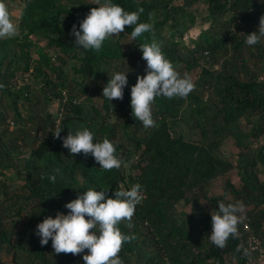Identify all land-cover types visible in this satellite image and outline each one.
Wrapping results in <instances>:
<instances>
[{
    "label": "trees",
    "instance_id": "16d2710c",
    "mask_svg": "<svg viewBox=\"0 0 264 264\" xmlns=\"http://www.w3.org/2000/svg\"><path fill=\"white\" fill-rule=\"evenodd\" d=\"M20 2L18 32L0 38V264H85L87 249L56 254L51 239L41 246L37 225L57 213L69 214L65 205L89 189L114 198L115 191L131 190L136 183L143 199L132 226L127 221L118 225L124 235L135 237L122 246V264H248L241 222L238 235L230 236L223 249L209 237L212 215L223 202L246 208L250 227L264 246V36L254 46L246 44L264 18V0ZM109 3L129 13L142 8L138 23H149L152 30L133 39L135 26H125L98 53L76 45L73 25L79 31L92 8ZM197 19L207 26L186 40ZM123 35L135 41L138 56L140 45L158 43L181 78L197 71L186 98L156 97L155 126L142 135L130 130L142 122L132 115L134 76L127 77L123 96L128 115L119 126L128 146L115 141L118 127L105 120L110 100L102 96L109 72L124 52ZM32 50L38 59L29 71ZM143 65L144 76L146 61ZM100 81L97 107L90 90ZM51 107L63 108L60 138L54 141L47 129L54 121ZM183 120L189 129H199L198 138L177 129ZM80 122L93 134V143L103 135L118 159L131 158L129 168L121 164L103 170L91 154L71 155L63 139L81 131L76 128ZM225 139L237 148L233 161L219 151ZM232 169L237 184L229 176ZM49 176L56 177L54 183ZM218 177L223 180L214 190ZM180 202L190 211L178 209Z\"/></svg>",
    "mask_w": 264,
    "mask_h": 264
},
{
    "label": "clouds",
    "instance_id": "9594fccd",
    "mask_svg": "<svg viewBox=\"0 0 264 264\" xmlns=\"http://www.w3.org/2000/svg\"><path fill=\"white\" fill-rule=\"evenodd\" d=\"M142 12L143 9L139 8L129 13L119 5L110 3L92 8L80 23L79 31L75 25L72 27L75 44L84 50L98 53L105 40L124 32L125 26H135L131 36L136 39L143 33L150 32L153 27L149 23H138ZM16 33V25L5 3L0 2V38H11ZM262 36H264V18L261 17L258 30L247 35L246 44L254 46ZM39 45L44 46L40 43ZM140 50L142 59L147 63V74L138 76L137 83L131 88V108L134 118L141 121L145 128H150L155 126L152 105L156 97L186 98L194 90L195 85L190 78L180 77L155 41L140 45ZM49 53H52L51 49ZM36 57L38 59L37 55ZM33 63L35 62H30L32 68L29 66V71L33 69ZM127 83L126 74H114L104 86L102 96L110 101L122 100ZM50 110L54 121L47 126V129L53 131V135L48 137L54 141L60 138L62 129L58 126L63 116V108L51 107ZM10 125H13L11 121ZM63 147L73 156L82 153L87 158L91 154L103 170L119 169L122 164L115 154L116 148L113 143L107 138L102 142L93 143V134L88 129L77 131L75 135L70 132L63 139ZM49 179L54 183L56 177L49 176ZM113 197H107L106 191L89 189L77 199L67 203L65 207L70 210L69 214L57 213L56 218L49 216L37 225L36 235L40 237L41 246L47 245L51 239L56 254L76 255L87 249L88 254L83 256L85 264H122L119 258L122 246L135 237L124 235L118 225L127 221L128 227L132 226L136 205L143 199L141 185L136 183L131 190L121 188L113 193ZM218 205L217 214L212 215V232L209 239L216 247L223 249L230 236L238 235L237 225L242 222V218L236 213L241 211V214H245L246 211L233 204L225 205L223 202H218ZM245 217L248 219L246 215ZM242 230L246 233L247 242L249 232H246L243 226ZM250 231L255 235L252 229ZM255 236L259 239L257 235ZM259 241L261 243L260 239ZM249 254L248 248V256Z\"/></svg>",
    "mask_w": 264,
    "mask_h": 264
},
{
    "label": "rangeland",
    "instance_id": "374dc122",
    "mask_svg": "<svg viewBox=\"0 0 264 264\" xmlns=\"http://www.w3.org/2000/svg\"><path fill=\"white\" fill-rule=\"evenodd\" d=\"M85 1H94L95 2L97 0H85ZM0 2L5 3V5L8 9V12L10 13V17H11L13 23L16 25L17 32H18L17 19H18V15H19V11H20L22 3L20 2V0H0ZM205 26H207V23L201 24V23H199V19H197V23L188 30V32L184 35V38L187 40L188 36L196 35L199 32V30ZM117 36L118 35H113L110 38L115 39ZM120 41L122 43L124 52H123L122 56L118 59L115 67L112 68L109 73L112 76L116 73L126 74L127 77H129V76L133 77L134 76V83L132 85V87H133L137 83V77L143 76V71L145 69L143 63L145 60L142 59V54H141V56H138V47H137L135 41L129 35L121 36ZM39 43L44 44L45 42L42 40ZM32 57H33L32 61L36 62L37 57H36V54H34L33 50H32ZM137 62H139L138 65H137ZM21 65L22 64H20V66ZM137 69H138V73L136 72ZM196 72H197L196 70H193L192 73L189 74L190 78L195 79V81H197ZM102 83H103L102 81L98 82L90 90L91 99L97 107H100V105H101L102 99H101L100 88L102 86ZM125 88H126V86H125ZM125 88L123 90V95H124ZM89 103L90 102H88L87 105H89ZM184 108L185 107H182V110H181L182 113H184ZM52 111H54V110H52ZM127 115H128V111L126 109V103L124 100V96H123L122 100L113 99L112 101H110V110H109L107 116H106V114H104V118L107 122L112 123V124H116V126L118 127L117 133L115 136V141L116 142H123V144L125 146H128V145H127L126 140L124 139V135L122 134V131H121L119 124L122 123L123 119ZM77 124H78V126L76 127L77 129H79L81 131L84 129H87L83 122H80ZM131 129H134L137 135H142L147 130V128H145L143 126V124H138L137 126H134L131 124L130 130ZM177 129L182 131L185 134V137H187V138L196 139L200 135L198 128L189 129L186 120L180 121L177 124ZM97 139H98V142H102L104 140V136L99 135ZM261 142H262V140H261ZM236 150H237V148H236V146H234L233 141L231 139H225L219 144L220 153L227 155V157L232 161L234 160V153L236 152ZM121 162H122V166L125 169H127L130 166L128 164H130L131 158H129L128 160L121 159ZM229 176H230L231 180L235 184H237L238 178H237V174H236V169H232V171L229 173ZM12 180H14V178ZM222 180H223L222 177L215 178V180L212 184V187L214 190L220 189V185H221ZM177 207H178V209H182L186 212L190 211L189 206H185L182 202L178 203ZM242 210H246V208L243 207ZM32 229H34V226H32L29 230H27V233L33 231ZM191 254H192V250L187 249V255L191 256Z\"/></svg>",
    "mask_w": 264,
    "mask_h": 264
},
{
    "label": "built area",
    "instance_id": "2783aa9c",
    "mask_svg": "<svg viewBox=\"0 0 264 264\" xmlns=\"http://www.w3.org/2000/svg\"><path fill=\"white\" fill-rule=\"evenodd\" d=\"M58 122V120H56ZM242 226L246 232H249L247 238V246L249 248L250 254L247 258L249 264H264V246L260 243L259 239L250 231V226L248 219L245 214H241Z\"/></svg>",
    "mask_w": 264,
    "mask_h": 264
}]
</instances>
